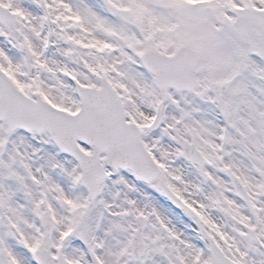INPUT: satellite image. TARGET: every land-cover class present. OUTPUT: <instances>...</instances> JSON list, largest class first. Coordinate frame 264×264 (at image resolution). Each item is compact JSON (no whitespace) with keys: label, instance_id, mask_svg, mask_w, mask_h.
Wrapping results in <instances>:
<instances>
[{"label":"snow or ice","instance_id":"snow-or-ice-1","mask_svg":"<svg viewBox=\"0 0 264 264\" xmlns=\"http://www.w3.org/2000/svg\"><path fill=\"white\" fill-rule=\"evenodd\" d=\"M0 264H264V0H0Z\"/></svg>","mask_w":264,"mask_h":264}]
</instances>
